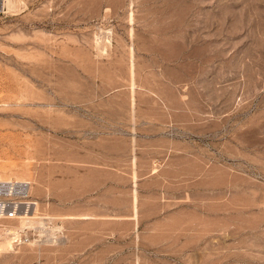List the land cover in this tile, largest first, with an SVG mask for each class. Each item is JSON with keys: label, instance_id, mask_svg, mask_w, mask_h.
I'll use <instances>...</instances> for the list:
<instances>
[{"label": "rangeland", "instance_id": "1", "mask_svg": "<svg viewBox=\"0 0 264 264\" xmlns=\"http://www.w3.org/2000/svg\"><path fill=\"white\" fill-rule=\"evenodd\" d=\"M0 177V264H264V0H7Z\"/></svg>", "mask_w": 264, "mask_h": 264}, {"label": "built area", "instance_id": "2", "mask_svg": "<svg viewBox=\"0 0 264 264\" xmlns=\"http://www.w3.org/2000/svg\"><path fill=\"white\" fill-rule=\"evenodd\" d=\"M5 1L0 0V10L3 9ZM29 187L28 181L0 177V233L10 232L13 225L10 221L24 211V197L28 196Z\"/></svg>", "mask_w": 264, "mask_h": 264}, {"label": "bare ground", "instance_id": "3", "mask_svg": "<svg viewBox=\"0 0 264 264\" xmlns=\"http://www.w3.org/2000/svg\"><path fill=\"white\" fill-rule=\"evenodd\" d=\"M6 2H7V0H6L5 3H4V7H5ZM4 7H3V8H4ZM29 188H30V187H29ZM25 203H26V202L24 201V204H25Z\"/></svg>", "mask_w": 264, "mask_h": 264}]
</instances>
